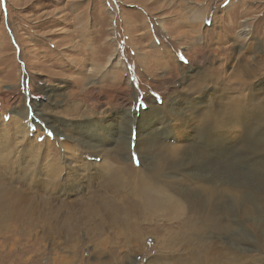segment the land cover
Instances as JSON below:
<instances>
[{
	"label": "rangeland",
	"instance_id": "rangeland-1",
	"mask_svg": "<svg viewBox=\"0 0 264 264\" xmlns=\"http://www.w3.org/2000/svg\"><path fill=\"white\" fill-rule=\"evenodd\" d=\"M240 49L239 65L255 68L256 80L263 82L264 0H0V264H190L188 253L205 257L202 250L210 252L208 264H240L213 244L222 243L236 256L247 254L239 250L245 243L264 238L258 232L264 231V206L254 201L264 188V140L262 146L252 138V149H227L237 159L235 168H242L234 177L228 171L226 179L242 190L221 198L230 226L209 237L183 209L185 202L175 198L159 206L142 194L140 177H149L151 165L135 150L136 128L130 156L113 151L125 133L120 121L134 93L138 103L132 111L170 87L181 67L202 72L212 61L227 98L256 88L257 81L249 86L231 78L232 58ZM39 91L50 98L51 124L63 134L50 130L38 116L39 106L37 111L32 106ZM156 97L161 106L163 99ZM22 120L30 135L25 139L16 134ZM90 124L101 125L105 137L92 142L102 152H90L72 135ZM74 148L89 165L77 176ZM30 150L32 161L24 154ZM27 167L38 169L36 181L51 188L32 194L29 183L36 175ZM110 209L117 213L104 212ZM250 255L259 264L264 260L258 250Z\"/></svg>",
	"mask_w": 264,
	"mask_h": 264
},
{
	"label": "bare ground",
	"instance_id": "bare-ground-1",
	"mask_svg": "<svg viewBox=\"0 0 264 264\" xmlns=\"http://www.w3.org/2000/svg\"><path fill=\"white\" fill-rule=\"evenodd\" d=\"M194 22L199 21L195 20ZM164 50H167V48ZM241 50L242 49L238 51V55H233L232 61L234 65L232 64L233 72L231 78L233 82H241L243 85H249V82H255L259 78H257V70L255 68H249V65L243 68L244 65L242 67L240 66L241 64L239 65ZM214 52L216 55L218 51L214 49L212 53ZM164 53L169 55V51ZM171 64H173V62ZM164 66H166V64H164ZM203 66L204 70L202 69V72L198 71L196 73V68L189 69L187 67L188 70L187 68L181 67V73L178 74L180 77L174 80L170 87L161 90L162 92L155 88L156 92H160V95L156 96L163 99L161 106L155 104L157 97L153 96L149 102H146L144 98V103L146 105L142 104L139 110L134 108L132 111L131 107L138 103L137 95L133 91L135 95L132 106L129 107L128 113L122 115V121H120L125 133H118V135L120 134L121 136H119L113 146V151L118 155L125 152L127 157H129L131 154L130 144L132 130L136 128L138 139L136 141L135 150L138 152L140 160L143 159L142 161H145V159L148 158L150 159L151 165L149 177H140L142 181L140 188L142 189V194L149 195V198L153 200L152 204H158L159 206L161 204L165 205L168 201L175 202V198L178 199L177 203L185 202L183 209L187 208L186 210L195 216L194 222L202 226L200 229L203 231L202 234L206 237L212 230H216L219 233L227 231V227L230 225L225 221V217L228 214L224 211L221 198L223 199V196L227 193H232V195L239 194L242 190L239 184H229L226 179V173L228 171L233 173L231 177H234V175L238 176V171L242 168L241 166L238 170L235 168L236 166L234 165L237 163V159L235 156L230 155V152L227 154V149L229 148L231 152L240 150L239 148L249 147L250 149L252 146L249 145V142L252 138H255L259 142V145L263 146L260 141L264 140V81H257L259 84L256 88L249 89L247 94H237L234 97L227 98L224 89L226 83L221 75V71L213 66L212 61ZM240 68H242L241 71ZM134 69L135 73L138 75V79H141L137 67ZM244 77H246L247 80H244ZM251 85L252 84L249 86ZM130 88L132 89V86ZM193 94H197L199 97L192 98ZM35 95L37 97L35 100H39L32 101V106L36 107V111L38 109L37 106H39V109H42V111L38 109V116L43 122H47L50 130L61 134L62 132L60 130L58 131L51 124V119L49 118L48 109H50L49 106L50 103H52L50 98L41 91L36 92ZM44 99H46L45 102L42 101ZM54 105H57V103H54ZM142 108H146L147 110H143ZM26 115L23 114L21 117L26 119ZM27 127L28 126L23 120L19 123L16 133L18 137L20 136L19 138L25 139L30 136ZM103 127L105 129H110L108 124ZM90 128H92L94 132H91L92 130ZM100 128L101 125L90 124L89 128L85 131L73 133L72 135H79V142L86 145L90 149V152L99 153L102 152V150L100 151L99 145L93 144L94 142L92 141L99 143L97 140H101L105 137L102 132L100 133ZM65 145L67 144L65 143ZM254 147L258 148L255 144ZM66 150L71 152L69 148ZM77 150L78 149L74 148L73 151H75V153L77 152V155H73L71 158L72 164H76L72 170L75 176L79 175L81 168L83 169L88 165L82 164L81 153ZM30 151L24 154L29 161H32L35 159V156L32 154V151L31 153ZM253 151L254 150H252V152ZM25 156H22L21 159L23 160ZM114 158L115 157H113V159ZM27 169H29L30 176L36 175L35 180L29 183L32 194L36 195L38 190L51 188L49 187L50 184L42 185L43 180H40L41 184L37 182V176H40V174L36 173L38 169H30L29 167H27L26 170ZM85 169H87V167ZM49 170H51V168ZM120 171H122V168ZM125 171L128 173L127 176L133 173L130 170H126V168ZM246 172L248 171L245 170V173ZM244 176L245 175H243V177ZM236 178L237 177H235V179ZM154 181H159L162 186L156 185ZM60 182L61 180L58 179L57 183L60 184ZM263 183L262 186H264ZM41 186H45V188ZM163 188H166L167 191L164 192ZM144 189H146V192H144ZM252 189L254 190V188ZM260 190H258L259 192L254 201L264 206V188ZM142 201L143 197L139 196V199L136 200L138 204L137 208H142V205H139ZM250 205L251 202H248L245 206L246 209L250 208ZM104 212L111 214L117 213L116 210L113 209L105 210ZM189 220L190 222L193 221L192 218H189ZM128 224L129 222L127 220L122 222V225L126 227H128ZM138 225L139 224H131L129 227L136 228ZM55 228L56 227H52L50 230L52 232H57L60 231L59 229H62V231L66 229L65 226L59 229L56 228L57 231ZM72 230L73 229L70 228L69 231ZM134 231L136 230L134 229ZM258 232L264 236V231L262 229H258ZM135 239H138V236H135L134 240ZM213 246L215 250L225 251L227 255L236 260L237 263L259 264L257 257L250 255V252L255 249L264 253V238H257V243H245V246L239 249L247 253L244 255L235 256L228 248L223 246L222 243H218V245L214 243ZM233 247H236V245H233ZM202 251L205 252V257H198L192 253H188L190 264H208V254L210 252H208V250ZM212 252H214V250ZM185 260L187 261L188 259ZM260 264H264V260H262Z\"/></svg>",
	"mask_w": 264,
	"mask_h": 264
}]
</instances>
